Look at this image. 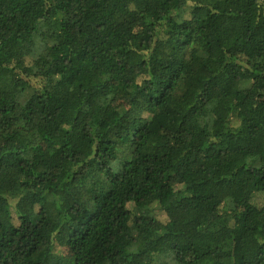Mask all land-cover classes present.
<instances>
[{
	"label": "trees",
	"instance_id": "trees-1",
	"mask_svg": "<svg viewBox=\"0 0 264 264\" xmlns=\"http://www.w3.org/2000/svg\"><path fill=\"white\" fill-rule=\"evenodd\" d=\"M0 264H264V0H0Z\"/></svg>",
	"mask_w": 264,
	"mask_h": 264
}]
</instances>
